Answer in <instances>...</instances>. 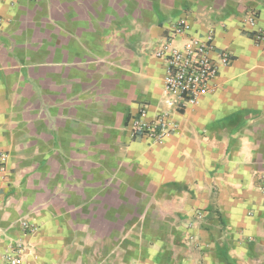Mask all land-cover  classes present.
Returning <instances> with one entry per match:
<instances>
[{
    "label": "crops",
    "instance_id": "0c3cea01",
    "mask_svg": "<svg viewBox=\"0 0 264 264\" xmlns=\"http://www.w3.org/2000/svg\"><path fill=\"white\" fill-rule=\"evenodd\" d=\"M180 21L233 60L151 143L128 123L165 108L153 50ZM257 30L264 0H0V264L18 243L30 264H264ZM166 196L203 217L185 244L148 232L145 199Z\"/></svg>",
    "mask_w": 264,
    "mask_h": 264
},
{
    "label": "built area",
    "instance_id": "2783aa9c",
    "mask_svg": "<svg viewBox=\"0 0 264 264\" xmlns=\"http://www.w3.org/2000/svg\"><path fill=\"white\" fill-rule=\"evenodd\" d=\"M257 20V13L252 12L246 23L254 26ZM253 39L256 44H263L264 31L257 30ZM153 55L165 64V108L149 117L147 105H142L128 126L133 137L158 143L180 129L174 112L198 104L202 94L213 91L220 67L230 65L233 58L226 49L216 47L214 30L210 29L205 35L193 34L185 21L172 25L168 39L153 50ZM7 161L8 153L0 151V173L7 170ZM22 227L28 232L36 229L28 221H23ZM5 259L7 264H30L26 259V248L21 243L13 245Z\"/></svg>",
    "mask_w": 264,
    "mask_h": 264
},
{
    "label": "rangeland",
    "instance_id": "374dc122",
    "mask_svg": "<svg viewBox=\"0 0 264 264\" xmlns=\"http://www.w3.org/2000/svg\"><path fill=\"white\" fill-rule=\"evenodd\" d=\"M181 209V201L178 198H171V196L159 200L157 198L145 199L144 210L148 212L144 215L145 221H149V223L152 221L155 225L154 228L148 229L151 236L160 234L161 237L169 238L174 244L187 243L188 239L194 235L191 229L199 227L203 217L185 216ZM100 248L103 247H97V250ZM102 263L100 262V264Z\"/></svg>",
    "mask_w": 264,
    "mask_h": 264
}]
</instances>
